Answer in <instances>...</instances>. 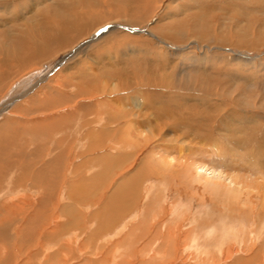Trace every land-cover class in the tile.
Masks as SVG:
<instances>
[{
    "label": "rangeland",
    "instance_id": "374dc122",
    "mask_svg": "<svg viewBox=\"0 0 264 264\" xmlns=\"http://www.w3.org/2000/svg\"><path fill=\"white\" fill-rule=\"evenodd\" d=\"M48 17L102 23L85 42L109 17L142 30L113 23L1 111L0 263L264 264V0H0V98L42 68L15 61Z\"/></svg>",
    "mask_w": 264,
    "mask_h": 264
},
{
    "label": "bare ground",
    "instance_id": "6f19581e",
    "mask_svg": "<svg viewBox=\"0 0 264 264\" xmlns=\"http://www.w3.org/2000/svg\"><path fill=\"white\" fill-rule=\"evenodd\" d=\"M160 8V6H159ZM80 11V10H79ZM74 13V12H73ZM82 14V13H81ZM79 16V15H78ZM43 17V16H42ZM90 17V16H89ZM25 19V18H24ZM52 18H44L43 22H41V24L39 25V28L37 29H26L25 31L22 30L24 32L23 35H21V38L23 43L26 44V47H24V51L22 53V58L19 59V57L16 59L15 63H20V61L24 60V62L29 61L27 63V66H31V64L35 63V62H39L40 60H42L41 62L38 63V65L40 64V66H42L41 69H39L38 71H31V69H29L30 71L28 72L29 74H26L25 76L23 75V77L18 78L17 82H14L13 84H11L8 88H10L7 93H5V95L7 96H2L0 98V113L1 111H4L5 108H7V106H11V104H14L13 100H16L14 106H19L20 102H17L19 99H21L24 95H27L28 93L32 92L31 94L36 95L38 91V87H40L41 84H43L45 81L47 82L49 79H53L55 77H59V74H57L60 71H63L64 69H69L70 66H73L78 60H82L81 58H79L78 60H74L72 61V57L75 56V54L79 53L80 51H84L83 46L85 45H89V43H91L92 41H97L99 38V35H103V33L106 31H109L110 29H112L113 23L116 25V27L118 26H125L124 24L119 23V19H117V17H109L107 18L106 22H112L111 26H107V29H105V31H97L96 33H94L92 36L91 40H88L85 42V40L88 39V37H90L89 35L92 34V32L96 29L99 28L100 26H102L101 24L95 25L92 30L90 31V27L87 30L85 27V29L83 28V26H81L83 24L82 20H78L77 17L76 18H66V19H55V20H51ZM80 19V16H79ZM88 21V20H86ZM133 21V20H132ZM105 22V21H103ZM104 24V23H103ZM107 24V23H106ZM35 26V25H34ZM37 26V25H36ZM112 27V28H111ZM119 28V27H118ZM109 29V30H108ZM125 29V28H123ZM129 32H133L136 33L138 31H141L142 29H132L127 27V29H125ZM147 34H149L147 32ZM107 35V34H106ZM151 36L152 33L150 34ZM109 36V35H107ZM95 37H98L95 40ZM114 38V36H112ZM81 38V39H80ZM84 38V39H83ZM91 38V37H90ZM80 39V41H79ZM111 40V38H110ZM78 41V42H76ZM104 42H108L111 45L113 44V42H109V40H107V37L105 36ZM97 43V42H96ZM98 45V44H96ZM98 47H101L100 45H98ZM108 47V46H107ZM95 48V47H94ZM86 50V49H85ZM179 50V49H178ZM55 51V52H54ZM55 54V59L52 58V54ZM73 53V54H72ZM14 54V53H13ZM89 54V53H88ZM71 55V56H70ZM100 55V54H99ZM70 56V57H69ZM88 56V55H86ZM90 56V55H89ZM74 58V57H73ZM84 58V57H83ZM89 58L92 59V57L90 56ZM103 60L102 61H107L108 58L102 57ZM71 59L72 63L70 64L69 60ZM77 59V58H76ZM2 60V59H1ZM98 60V59H97ZM167 59H164V61H166ZM109 61V59H108ZM168 61V60H167ZM166 61V62H167ZM9 62V61H8ZM98 62V61H97ZM8 64V63H7ZM6 63H3V66L7 65ZM113 64L110 62V65ZM26 65V64H23ZM21 66V65H20ZM28 66V67H29ZM170 67V66H169ZM7 68V67H6ZM33 69V68H32ZM13 70V69H12ZM7 71V69L5 70V72ZM16 71V70H15ZM56 71V72H55ZM26 72V71H25ZM7 73V72H6ZM12 73V72H11ZM57 74V76H56ZM10 76V73H7L6 75L3 76L2 80L6 79V77ZM155 76V75H154ZM75 85V84H74ZM79 85V84H78ZM255 86V85H254ZM49 88V87H48ZM43 89V88H42ZM41 89V90H42ZM90 90V89H89ZM86 91V90H84ZM88 91H86L87 93ZM43 94V93H42ZM47 94V93H45ZM55 94V93H54ZM84 94V93H83ZM88 94V93H87ZM48 95V94H47ZM79 96V94H77ZM49 96V95H48ZM83 96V95H82ZM81 96V97H82ZM85 96V95H84ZM37 97V96H36ZM32 98V97H31ZM35 99V98H34ZM24 102V101H23ZM22 102V103H23ZM19 103V104H18ZM9 113V112H8ZM19 116H17L16 114L13 113H9L5 116H2V119L6 122H15L16 120H18ZM15 119V120H14ZM3 127V125H0V128ZM99 134V133H97ZM16 140V139H15ZM54 153V152H53ZM23 156H18L20 157L22 160L21 164L25 161L26 158V154L21 153ZM11 155V154H10ZM111 155V154H110ZM5 156V158H4ZM9 155H7L8 158ZM12 156H9L8 159H6V155L3 153H0V166L3 165H15L13 164V162L9 159H11ZM106 158V157H105ZM109 158H111L109 156ZM53 159V158H52ZM55 159V158H54ZM53 159V160H54ZM56 160V159H55ZM102 160V159H100ZM104 160V158H103ZM112 160V158H111ZM24 164V163H23ZM50 164V163H49ZM189 165V164H188ZM194 166V171H196V174L198 176H202V172L205 171H210L209 174H212L211 176L213 177L218 176L221 177L222 174H220V172L216 171V170H210L209 168L206 167L205 164H202V162H200L199 164L197 162L193 163ZM192 166V168H193ZM11 168V167H10ZM39 171V170H37ZM36 171V172H37ZM9 173V172H8ZM208 173V172H207ZM40 174V173H39ZM3 175V174H2ZM11 175V174H10ZM35 175V174H34ZM8 176V174H7ZM6 176V177H7ZM210 176V177H211ZM203 177V176H202ZM207 177V176H206ZM208 176V178H210ZM8 178V177H7ZM11 178V176H10ZM12 179V178H11ZM8 180V179H7ZM14 180V179H13ZM217 180V179H216ZM13 183V182H12ZM51 187V186H50ZM52 189V188H51ZM4 190V189H3ZM16 192V190H11L9 191L10 193L7 194V196H9L10 194H12V192ZM44 192V191H43ZM13 196V195H11ZM10 196V197H11ZM6 200V201H12L13 199ZM14 198V197H13ZM23 198V197H22ZM43 198V197H42ZM28 200V199H27ZM22 201V200H21ZM44 201V200H43ZM6 203V202H5ZM41 198L37 201L36 204H38L39 209L43 208L42 211H45V207L47 206L44 201L43 204H41ZM18 203H11L10 206H8V209H11L10 211V215H11V219L12 217L14 218V221L12 220H8V222L4 223V225H2L0 223V243H5V245L8 246V243H6L7 241H11L12 237L14 236V234L11 232L10 230L13 228V226H16V217H15V212L18 211L17 210V205ZM23 213H27L25 211H27L28 208H30V206H32V204H30L28 201H24L23 202ZM29 205V206H28ZM28 206V208H27ZM22 207V206H21ZM6 208V209H7ZM19 208V207H18ZM14 209V210H12ZM116 209V208H115ZM8 212V211H7ZM116 213V212H115ZM45 214V213H44ZM75 216V215H74ZM46 216L42 215V218H44ZM10 218V217H9ZM81 218V217H80ZM45 219V218H44ZM47 222V221H45ZM43 222V223H45ZM12 227V228H11ZM22 229V228H21ZM39 229V228H37ZM43 229V228H42ZM9 233L11 235H9ZM17 235L19 233V230L17 232H15ZM50 233V232H49ZM20 234V233H19ZM39 235V234H38ZM16 237V236H14ZM129 237V236H128ZM15 239V238H14ZM50 240V239H49ZM48 240V241H49ZM12 242V241H11ZM10 243V242H9ZM31 243V242H30ZM28 243V245L30 244ZM49 244V242H48ZM32 245V244H31ZM47 246L46 242L43 241L41 243L40 247H44ZM30 247V246H29ZM8 248H11L10 250H14V240L11 243V246L9 247H0V255L1 254H5V251L8 250ZM46 248V247H45ZM22 252V251H21ZM8 254V253H7ZM43 255V254H42ZM46 255V254H45ZM2 256V255H1ZM30 256V255H29ZM53 257L55 256V253L52 254ZM51 256V257H52ZM31 257V256H30ZM29 257V258H30ZM8 256L5 257V255L3 256V259H7ZM46 259V258H45ZM2 264V263H0ZM61 264V263H60ZM89 264V263H88Z\"/></svg>",
    "mask_w": 264,
    "mask_h": 264
},
{
    "label": "crops",
    "instance_id": "0c3cea01",
    "mask_svg": "<svg viewBox=\"0 0 264 264\" xmlns=\"http://www.w3.org/2000/svg\"><path fill=\"white\" fill-rule=\"evenodd\" d=\"M4 86H5V84H4V81L2 80V85H0V92L3 90V88H4ZM7 90V89H6ZM25 96V95H24ZM23 96V97H24ZM22 97V98H23ZM20 100L21 99H19L17 102H20ZM14 101V100H13ZM22 102V101H21ZM15 103V102H14ZM15 107H17V106H15ZM12 108V107H11ZM9 109H7V110H4L3 111V113H5V112H7ZM7 114V113H6ZM17 123H18V121H16ZM10 123V122H9ZM9 123H6L3 127H1L0 128V132H2V130H5L6 129V131H7V133L8 132H10L12 135H13V133H14V130H12V128L11 129H8V125H9ZM1 124H3V122H2V119H0V125ZM11 142H13V141H11ZM11 142L10 141H8L6 144H2V149L4 150V151H6V153L9 155V156H13V155H10V152H11V150H9L8 151V149H12V144H11ZM14 143V142H13ZM2 150V151H3ZM6 153H4V154H6ZM9 156H8V158H9ZM4 158H5V156H4ZM7 159V158H6ZM85 229H86V227H85ZM94 229V228H93ZM95 231V230H94ZM94 231L93 230H89L88 232H87V234H85L84 235V237L82 236L81 238L84 240V239H88V240H94L95 238H96V236L94 235ZM81 234V233H80ZM79 235V234H78Z\"/></svg>",
    "mask_w": 264,
    "mask_h": 264
},
{
    "label": "water",
    "instance_id": "95a60500",
    "mask_svg": "<svg viewBox=\"0 0 264 264\" xmlns=\"http://www.w3.org/2000/svg\"><path fill=\"white\" fill-rule=\"evenodd\" d=\"M118 27H119V28H125V29H127V26H123V25L118 26ZM105 29H107V26L104 27V28H101V29L99 30V32H101V31H105Z\"/></svg>",
    "mask_w": 264,
    "mask_h": 264
}]
</instances>
